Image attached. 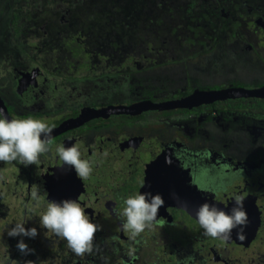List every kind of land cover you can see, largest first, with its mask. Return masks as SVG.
Masks as SVG:
<instances>
[{"label": "flooded vegetation", "instance_id": "1", "mask_svg": "<svg viewBox=\"0 0 264 264\" xmlns=\"http://www.w3.org/2000/svg\"><path fill=\"white\" fill-rule=\"evenodd\" d=\"M224 1L221 0L218 5ZM33 2L30 1L32 6L36 4ZM52 2L49 6L59 13L60 23L68 22L66 15L80 4V0L70 6L62 2ZM224 6L227 7L220 8V19L226 17L225 13H229L225 12L226 9H233V5L228 6L225 3ZM34 7H41L38 10L41 11L44 4ZM31 18L34 22L33 14ZM252 20L255 29L252 31L248 27L243 28L240 33L251 37V43L257 50L254 51L250 44L243 42L238 34L237 40L244 44V48L238 43L234 44L235 48H239V53L243 49L255 54L260 51L256 42L258 34L264 35V23L259 17H253ZM34 25H38L37 30L42 26L41 32L45 41L48 38L47 21L42 24L34 22ZM257 27L261 29L256 31ZM36 31L32 33V43H36L37 47L34 37ZM63 34L58 36V42H65ZM52 46L56 50L54 44ZM76 49L74 48L76 57L72 59L51 58L39 52L28 64L23 61L20 68L15 67V64L7 65L12 67L13 72L11 76L6 74L7 79L0 81H5L4 89L0 85V98L9 119L33 117L54 129L63 121L76 117L83 107L103 109L112 104L129 105L145 100L159 103L189 95L195 89L229 86L228 82H223L209 87L190 88L191 91L183 96L173 94L163 97L155 94L149 97L142 94L144 90L149 91L161 85L156 84L159 77L156 78L158 74L155 73L148 79L151 85L136 86L141 91L136 93L135 101H96L88 106L80 99L81 94L76 87L63 83L67 78L71 81L81 80L82 74L73 75L75 69L73 73L65 74L62 68L74 65L81 72L92 71L101 66L98 74L107 81L113 71L109 70L111 64L107 59H104L106 63L100 59L93 62L90 55L86 56L85 53L81 57ZM127 54L120 66L127 67L126 62L132 61L135 68L127 67L122 75L130 74L131 80L135 81L137 79L132 70L136 72L149 66L147 60H152V57L149 55L150 58H145L147 56L144 55V58L137 56V59L132 58L130 52ZM71 60L76 63H71ZM258 60L264 66L263 61L259 58ZM78 68L76 70L79 71ZM240 84L234 83L235 86L245 88L264 86V83L257 86H250L246 82ZM46 87L58 90L60 97L48 95ZM70 95L77 97L74 99ZM64 97H67L68 104H58L54 108H49L46 104L50 103L44 101H55ZM183 102L185 105L188 103ZM169 105L174 103L164 106ZM185 110L190 112L182 109L146 110L134 116L110 114L107 117L94 118L51 138L50 150L40 156L36 165L0 162V221L3 219L21 222L20 213L12 212V204L18 200L25 218L22 222L26 218L34 219L33 223L31 220L26 221L27 227L32 225L43 233L40 241L35 244L47 241L48 251L55 252L58 249L54 244L62 243L63 239L47 229L43 231L40 216L46 210L48 201L72 199L81 204L92 222L102 226V230L95 234L93 252L81 257L83 264H264V98L227 99ZM113 111L117 110L109 108L104 112ZM88 114L84 113L83 117ZM135 117L149 118L150 121L139 122L134 120ZM92 120L97 122L88 126ZM87 126L89 132L78 134L87 131ZM83 141L87 148L80 151L81 158L91 162L92 179L90 182L77 179L75 183L81 182L82 189L76 188L73 193H56L52 196L48 189L54 183L55 175H62L60 168L64 166L61 161L59 167L56 166L57 149L60 146L68 147L72 142L79 146ZM166 157L171 158V164L166 163ZM76 177L78 176L73 175L67 178L68 181L66 178L63 180L74 183ZM91 185L95 187L94 193ZM132 190L160 194L165 201L159 209L154 226L135 239L122 229L121 220L114 212L122 211L124 200L131 196ZM34 192L37 193L35 197ZM238 195L245 198L244 209L249 218V224L244 230L246 239L239 240L236 229L233 230L230 240L203 235V229L195 217L196 209L208 202L215 203L217 207L230 213L235 205L234 198ZM29 238L23 240L27 245L33 242L31 238L29 242ZM16 239L18 242L21 240L20 237ZM108 243H114V250L105 248ZM30 246L32 244L28 247ZM10 250L1 253L3 259L8 264H11L9 258L16 263V251L13 248ZM28 256L29 254L24 255L18 264H24Z\"/></svg>", "mask_w": 264, "mask_h": 264}, {"label": "trees", "instance_id": "2", "mask_svg": "<svg viewBox=\"0 0 264 264\" xmlns=\"http://www.w3.org/2000/svg\"><path fill=\"white\" fill-rule=\"evenodd\" d=\"M30 1L24 0L28 9L26 11L34 15V22L42 24L47 21L48 38L43 49H39V52H43L45 56L51 58L70 56L72 59L75 55L74 48L80 51L81 56L86 53V56L91 57L95 54L97 57H102L100 53L102 48L109 49L120 58H123L127 52L131 53L132 58L137 59V56L144 58L146 55L145 58H150V55L152 60H147L150 65L146 69L151 70L150 73L155 70L154 74L162 75L163 69L170 68L187 69L188 74L190 64L214 52L217 44L222 42L238 43L242 48H244L242 43L245 42L250 44L254 51L257 50L251 43V37H246L245 33L242 34L240 31L247 27L252 31L255 29L253 17L261 18L264 23V0H225L221 5H218L221 0H80V4L66 15L65 19L68 22L64 23L58 21L59 13L49 6L51 2L48 0H33L37 5L44 4L41 11H38L41 7L32 6ZM53 2H62L69 6L77 3L76 0H53ZM225 3L228 6L233 5L231 7L233 9H226L225 12L229 13H225L226 17L220 19V8L227 7L224 6ZM136 15L139 21L136 20ZM23 18L28 16H25L22 10L10 13V28L14 39L20 38L28 29L22 21ZM260 29L257 27L256 31ZM60 34L65 35V42L57 41ZM238 34L240 38L242 37L241 43L237 40ZM53 44L56 50L52 49ZM256 44L259 50L264 49V44L258 42ZM61 45H65V52L61 50ZM127 48L130 50L123 51ZM245 51L243 49L240 53ZM252 54L257 55L264 64L263 51ZM190 91L189 89L174 96H183ZM134 120L150 121L149 118L143 117H135ZM95 122L97 121L92 120L87 125H94ZM88 126L87 131L78 134L89 132ZM35 243H28V246L32 244L30 249L34 250L29 253L28 260L33 261L34 264L82 263L81 257L70 253L72 251L67 247L65 240L54 244L58 249L55 252L48 251L47 241ZM114 247V243L105 246L107 250H114ZM8 260L14 264L10 258Z\"/></svg>", "mask_w": 264, "mask_h": 264}, {"label": "rangeland", "instance_id": "3", "mask_svg": "<svg viewBox=\"0 0 264 264\" xmlns=\"http://www.w3.org/2000/svg\"><path fill=\"white\" fill-rule=\"evenodd\" d=\"M49 2H52V0H48ZM33 6H37L36 4H33ZM15 10H22L25 16H28V18H23L22 21L27 25L28 29L26 33L20 38L14 39L12 37V29L10 28V13ZM27 9V6L24 2V0H0V81L2 79H7V75H12L13 69L12 67H8L7 65L15 64V67H21L22 62H26L27 64L29 61L34 60L39 53V49H42L43 46H45V41L43 40V36L41 31H43L42 26H39V31L37 30L38 25H34V22L32 21L31 16L32 14H29ZM135 17V16H134ZM136 20L139 21L138 16L136 15ZM37 30V31H36ZM34 34V37H36V41L38 43V46L36 47V43H32V33ZM258 43L264 44V35L260 34L258 36ZM232 45V46H231ZM218 47V48H217ZM216 50L214 52H211V54L205 55L203 58H201L199 61H195L194 63L190 64V68L188 69L189 73L187 74V69H178V68H170V69H163V75L156 73V78L159 77L156 84H161L160 86L154 87L152 90L147 91V89L144 90L142 94L148 95H155L167 97L169 95L173 94H179L182 92H185L186 89H193L198 88L200 86L203 87H209V85H218L222 84L223 82H228L229 86H235L236 83H247L248 85H260L264 83V66L261 64V62L258 60L257 55L250 54L249 52L245 51L243 53H239L237 51V48L234 47L233 44L229 43H219L217 44ZM65 45H61V50L65 52L64 50ZM67 48V47H66ZM261 48V47H260ZM130 49L127 48L123 51H129ZM263 50H260V52ZM80 51H78L79 53ZM99 52V51H98ZM102 54V57H91L93 62H97L96 59H100L103 61V63H106L104 59H107L109 63L111 64L109 66V70L113 71V75L109 78V80H105V78H101L98 74V70H101V66L98 68L95 67L92 71H81L78 66L74 65H68V67H63L62 71L65 74H71L73 73V70L75 69V73L73 75L82 74L81 80L78 81H71L65 79L63 83L65 85H69L71 87H76L78 91H80L81 94V100L83 103H86V105L90 106L89 104H93L96 101H114V100H122V101H135L136 93H138L141 90H137V85H144V87H148L151 85L150 81L148 79L152 78L154 75V72L150 73L151 70H147L145 68H142L138 71L132 70V72L135 74V78L137 80L132 81L131 76L132 75H122L123 71L127 69V67H131L132 69L135 68V66L132 64V61L126 62L127 67H121L120 65L123 63L124 58L117 57L115 55H112V51L109 49H103L100 51ZM40 54V53H39ZM65 54V53H64ZM68 54V53H67ZM69 56V55H68ZM76 57V55H74ZM67 57V56H65ZM70 57V56H69ZM72 57V58H75ZM82 57V56H81ZM22 60V61H18ZM68 61V60H67ZM71 63H76V61L71 60ZM27 66V65H26ZM82 66V65H81ZM80 66V67H81ZM76 68L79 69L76 70ZM83 67H81L82 69ZM7 69V70H6ZM133 74V75H134ZM161 77V78H160ZM235 83V85H234ZM5 81L1 82V88L4 89L5 87ZM135 84V85H134ZM46 92L50 96H55V98H59V91L55 89H51L49 87H46ZM66 90V89H65ZM13 96V95H12ZM69 97L76 98V95H70ZM67 98V97H66ZM66 98H61L55 101L44 99L45 103L49 106V108L57 107L58 104L66 105L68 104V100ZM70 102V101H69ZM67 110V109H66ZM85 141L80 142L79 148L80 151H84L87 147L85 145ZM74 145L72 142L71 144L67 145L68 147ZM61 162H63L61 160ZM72 174H76V172L73 171ZM90 176L87 179H80L78 177V180L80 181H87L90 182ZM81 183V182H80ZM93 193L95 192L94 185H91ZM141 193L142 190L140 191ZM137 191H131L130 195H134L137 193H140ZM17 196L18 195H14ZM40 204V203H39ZM12 212L13 213H20L19 220L22 222L23 219V210L21 209L20 203L18 200H15L14 204H12ZM29 212H32L29 210ZM29 217V216H28ZM18 220V221H19ZM27 220H31V223H33L34 219L26 218ZM0 264H8L7 261L3 259V256L1 253L4 252V250L11 251L10 249L13 248L16 251V255L18 258V261L21 258H24V254H22L18 248L16 247L18 244V241H16V237H10L8 236V230L15 226V222L12 220L10 221H3V219L0 221ZM13 224V225H11ZM25 228L29 229L32 228V225H29L27 227V224L25 223ZM45 228H43V231ZM38 235L35 238H31L33 242L40 241L41 235L43 234L42 231L38 230ZM52 236V235H51ZM20 237V239L27 238L26 236H17ZM30 242V238H29ZM72 253V252H70ZM72 256V254H70ZM69 257V256H68ZM18 261L14 264H18Z\"/></svg>", "mask_w": 264, "mask_h": 264}, {"label": "clouds", "instance_id": "4", "mask_svg": "<svg viewBox=\"0 0 264 264\" xmlns=\"http://www.w3.org/2000/svg\"><path fill=\"white\" fill-rule=\"evenodd\" d=\"M52 131L53 126L40 119L33 117L9 119L0 110V162H16L24 166L36 165L40 156L50 150ZM57 153L63 165L73 167L80 179H87L92 174L91 162L81 158L77 146H60ZM165 161L168 164L172 163L170 157H166ZM36 195L37 193L34 192L33 196ZM244 200L243 196H236L235 205L230 213L217 207L215 203L201 204L195 211V217L203 229V235L230 240L233 230L236 229L237 238L241 241L245 240L244 230L249 224V218L244 209ZM164 203L160 194L140 192L124 200L125 206L122 211L114 210V212L121 220L122 229L135 239L146 229L154 226L159 209ZM25 223L26 221L15 223V226L8 230V236L35 238L38 235L37 229L35 227L26 229ZM40 224L58 238L65 240L67 247L78 257L93 252L95 234L102 230L101 225L92 222L81 204L72 199L61 202L48 201L46 210L40 216ZM16 247L24 255L34 251L23 239ZM25 264H34V262L28 260Z\"/></svg>", "mask_w": 264, "mask_h": 264}, {"label": "water", "instance_id": "5", "mask_svg": "<svg viewBox=\"0 0 264 264\" xmlns=\"http://www.w3.org/2000/svg\"><path fill=\"white\" fill-rule=\"evenodd\" d=\"M251 97L264 98V86L257 87V88H245L242 86H228V87H223L219 89H206V90L195 89L189 95L179 97V98H173V99L166 100V101L159 102V103H153L151 101L145 100L141 102L132 103L129 105L112 104L103 109L83 107L76 117L63 121L58 127L54 128L53 131H56V132L52 134L51 138H53L54 136L58 134H61L65 131L72 129L73 127H78L81 124H84L91 119L107 117L110 114H114V115L121 114V115H127V116H134L146 110L162 111V110H170V109H192V108H195L201 105H208V104H211L217 101H223L227 99H237V98H251ZM190 98L192 101H188L190 103L187 105H184L183 101H187ZM195 99H198V100H195ZM169 103H175V104L164 106L165 104H169ZM109 108L116 109L117 111H113L109 113L104 112L105 110ZM0 110H2L4 114L6 115L5 108L3 106L1 98H0ZM84 113H89V114L83 117ZM70 120L76 121V123L69 125L66 128H62L63 124H65L66 122ZM56 158H57L56 166L58 168L59 164L61 163L59 161L61 160L59 159V156H57ZM60 170H62V175L57 176L56 174L54 178V183H52L48 189V191L50 192L52 196L53 194L56 195V193L57 195L73 193L76 188L82 189V187H80L81 185L80 182L75 183L77 182L78 177L74 178L73 180L74 183L66 182L68 181L69 178H71V176L77 175V174H72L73 170L71 166L64 165L62 168H60ZM64 178H66V181L63 180Z\"/></svg>", "mask_w": 264, "mask_h": 264}, {"label": "bare ground", "instance_id": "6", "mask_svg": "<svg viewBox=\"0 0 264 264\" xmlns=\"http://www.w3.org/2000/svg\"><path fill=\"white\" fill-rule=\"evenodd\" d=\"M195 100H198V99H195ZM188 101H192L191 98H190L189 100H187V102H188ZM189 103H190V102H188L187 104H189ZM174 104H175V103H174ZM183 104H184V102H183ZM187 104H186V105H187ZM184 105H185V104H184ZM73 123H74L73 121H70V122L64 124V125L62 126V128H66L67 126L72 125ZM54 132H56V131H53L52 134H53Z\"/></svg>", "mask_w": 264, "mask_h": 264}]
</instances>
